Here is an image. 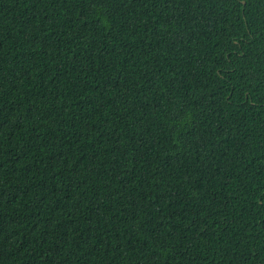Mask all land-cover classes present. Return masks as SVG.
<instances>
[{"label": "trees", "instance_id": "1", "mask_svg": "<svg viewBox=\"0 0 264 264\" xmlns=\"http://www.w3.org/2000/svg\"><path fill=\"white\" fill-rule=\"evenodd\" d=\"M0 264H264V0H0Z\"/></svg>", "mask_w": 264, "mask_h": 264}]
</instances>
